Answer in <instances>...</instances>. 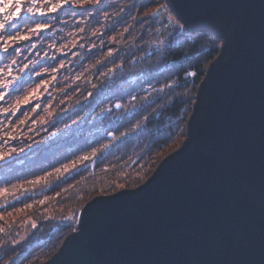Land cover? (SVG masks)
Listing matches in <instances>:
<instances>
[{"label":"trees","instance_id":"obj_1","mask_svg":"<svg viewBox=\"0 0 264 264\" xmlns=\"http://www.w3.org/2000/svg\"><path fill=\"white\" fill-rule=\"evenodd\" d=\"M89 1L44 15L24 13L26 20L8 28L23 34L31 24L50 25L8 50L18 70L36 61L20 70L9 95H24L33 81L46 84L15 114H0L18 121V136L1 154L0 207L33 200L36 222L0 227V264L45 260L77 227L83 202L142 182L159 154L186 134L199 82L219 53L222 39L213 33L189 32L165 13L154 16L165 0ZM72 31L79 38L66 46ZM165 31V44L156 48Z\"/></svg>","mask_w":264,"mask_h":264},{"label":"water","instance_id":"obj_2","mask_svg":"<svg viewBox=\"0 0 264 264\" xmlns=\"http://www.w3.org/2000/svg\"><path fill=\"white\" fill-rule=\"evenodd\" d=\"M165 6L222 39L185 137L137 186L89 199L38 264H264V0Z\"/></svg>","mask_w":264,"mask_h":264},{"label":"rangeland","instance_id":"obj_3","mask_svg":"<svg viewBox=\"0 0 264 264\" xmlns=\"http://www.w3.org/2000/svg\"><path fill=\"white\" fill-rule=\"evenodd\" d=\"M45 1H49V3H51L50 5L48 6H42L44 4ZM58 2V0H38V3H37V7L39 8H42L44 9L45 13H49L47 11V9L49 7H51L53 4H56ZM89 2L91 3H94V2H97V0H90ZM86 0H80V2H77V0H73V3H69V4H64L63 6H68V5H71L73 7H83L86 5ZM163 5H165V2L162 3ZM160 4V5H162ZM160 5H158L157 7H159ZM28 4L27 2L25 3V7H27ZM157 7L155 8V10L157 9ZM166 7V6H165ZM63 8V7H62ZM59 9V8H58ZM168 7H166L165 11L163 13H165V16L168 18V20L173 23V24H176V22L178 21V19L174 16V14L171 12V13H168L169 11H167ZM154 10V12H155ZM161 13L159 16H163L164 14ZM154 14V13H153ZM155 16V15H154ZM158 17V16H157ZM0 19H2V14H0ZM38 24V23H36ZM36 24H31L29 26V28L31 27H35ZM46 24V23H45ZM81 24L83 25L84 22H81ZM10 34V31L9 29H7L6 32H3V33H0V36H7ZM23 34H26V33H23ZM21 34V35H23ZM168 34V31H165L161 36L160 38L157 39V42L155 43V47L156 48H159V49H162L163 45L165 44V36ZM158 37V36H156ZM79 37H76V32L75 31H72L70 37H69V40H67L65 42L66 46H70L71 44H74L77 42ZM19 41H16V42H11L9 41L8 42V50H9V46L10 47H14L15 45H21V43H19ZM222 42V41H221ZM16 43V44H15ZM18 43V44H17ZM4 46V41L3 40H0V48H2ZM221 46V45H220ZM112 52V51H111ZM13 60H15V63L14 64H18V62L16 61V57L14 58H8V51L7 52H4L2 50H0V64L2 65V67H0V69L3 70L2 73H0V80H3L4 78H8V79H12L13 77H21V73H20V70L21 69H27L25 68L24 66L28 63L29 65H32L34 64L36 61H33V62H25L24 64H22L20 70H18L17 68H14L12 66L13 64ZM209 64V63H208ZM208 66V65H207ZM8 68H11L12 70V76L11 77H8L7 76V71H8ZM207 68V67H206ZM22 71V70H21ZM16 82V81H15ZM46 84V81H33L30 86L28 88H26V93L24 95H9V93H11V90L13 89V85L9 88V89H3V88H0V92H6L7 95L4 97L3 100H0V114L1 113H7L9 111V113H16L17 109L18 108H21L23 105L33 101V99H35L36 97H38L40 94H41V87ZM147 88H149L148 84L146 86ZM25 97H28V101L27 103H25ZM17 101H19V104H17ZM5 103H8L6 106H4L3 104ZM5 109H8L7 112H5L4 110ZM4 111V112H3ZM48 113H52V112H48ZM42 120H46L45 116H42L41 117ZM17 122H6L5 121V115H4V118L3 119H0V156L1 154L7 150V144L9 141H12L13 139L16 138V136H18V134H15V128H17ZM7 124V125H6ZM21 133V132H20ZM185 135H183L182 137L180 138H177L173 144H171L170 146L166 147L160 154H159V157L156 159V161L154 162V165H153V169L151 171V173L154 171V169L156 168V166L158 165V163L160 162V160L166 156L168 153H170L171 151H173L174 149H176L177 147H179L184 139ZM7 143V144H6ZM6 144V145H5ZM151 173L149 175H151ZM148 175V176H149ZM147 176V177H148ZM146 177V178H147ZM145 178V179H146ZM144 179V180H145ZM143 180V181H144ZM142 181V182H143ZM141 183V182H140ZM138 183V184H140ZM137 184V185H138ZM122 184H120L121 186ZM136 186V185H135ZM125 187V186H124ZM122 188V187H121ZM120 189V188H118ZM117 190V189H116ZM5 192V188L4 187H0V196L3 195V193ZM93 197V196H92ZM90 197V198H92ZM89 198V199H90ZM87 199L85 202L82 203V206L89 200ZM45 198L44 199H41L39 204H45ZM32 201H29L27 202L26 204H23L24 206H8V205H5L3 206L2 208L0 207V227H4L5 225L7 224H12L14 221L18 220V224L19 225H23L25 227H28L30 226L32 223L35 224L36 222L33 221L32 219V216H31V212L32 210L34 209L33 207L35 206V202L32 203ZM38 204V205H39ZM45 208L47 209H50L51 206H49V202L47 205H45ZM44 210V209H43ZM79 216V214H78ZM77 222H78V217H77ZM17 232V231H16ZM8 236V235H7ZM23 232L22 233H18L17 235V240L18 239H21L23 237ZM61 245V244H60ZM60 247V246H59ZM58 250V249H57ZM49 258V257H48ZM46 258V259H48ZM45 259V260H46ZM9 262V260H7ZM44 261V260H43ZM8 262H6L5 264H8ZM42 262V261H40ZM38 262V263H40ZM36 263V264H38Z\"/></svg>","mask_w":264,"mask_h":264},{"label":"snow or ice","instance_id":"obj_4","mask_svg":"<svg viewBox=\"0 0 264 264\" xmlns=\"http://www.w3.org/2000/svg\"><path fill=\"white\" fill-rule=\"evenodd\" d=\"M26 2L28 4L27 7H25ZM77 2H80V0H77ZM37 3L38 0H0V14H2V19H0V33L6 32L8 28H16L17 25L14 24L13 21L20 20L21 18L26 20L27 19L26 16L22 17V14L24 13L30 15H35V14L44 15L45 14L44 9L37 7L36 6ZM69 3H73V0H58V2L56 4H53L51 7H49L47 11L55 12L58 8L63 7L64 4H69ZM49 26L50 25L48 24L38 23L35 25V27L28 28L26 34L21 35L20 31L17 30L15 34L0 36V40L4 41V46L0 48V50L7 52L9 41L16 42L19 40H28L31 34H38ZM179 27L183 28L184 25L180 24ZM32 46L35 47L34 44ZM15 51L18 53L20 49L17 48L15 49ZM14 63L15 60H13V64ZM24 67L27 68V65H25ZM61 67H63V65H61ZM2 72L3 70L0 69V73ZM7 76L8 77L12 76L11 68H8ZM19 79H20L19 76L13 77L12 79L4 78L3 80H0V88L9 89L15 83V81ZM6 95H7L6 92H0V100H3ZM27 101H28V97H25V103H27ZM17 104H19V101H17ZM116 107L119 108L120 105L117 104ZM4 111L7 112L8 109H5ZM105 147H107V145H105ZM93 155H95V153H93ZM0 159H3V156H0ZM85 159H87V157H85Z\"/></svg>","mask_w":264,"mask_h":264},{"label":"built area","instance_id":"obj_5","mask_svg":"<svg viewBox=\"0 0 264 264\" xmlns=\"http://www.w3.org/2000/svg\"><path fill=\"white\" fill-rule=\"evenodd\" d=\"M148 86H149V87H151V85H150V84H148Z\"/></svg>","mask_w":264,"mask_h":264}]
</instances>
